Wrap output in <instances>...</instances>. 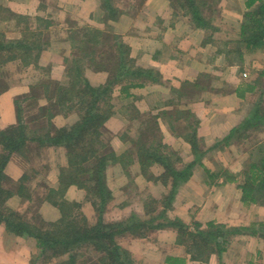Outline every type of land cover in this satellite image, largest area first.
I'll use <instances>...</instances> for the list:
<instances>
[{
  "label": "crops",
  "instance_id": "0c3cea01",
  "mask_svg": "<svg viewBox=\"0 0 264 264\" xmlns=\"http://www.w3.org/2000/svg\"><path fill=\"white\" fill-rule=\"evenodd\" d=\"M68 1L74 6L82 4L87 10L90 9L91 20H89L92 25L98 26L96 21L101 19L103 21L104 12L98 7L96 0H92L95 3H91V0ZM229 1L216 0V5L213 7L216 8L214 12L210 11L208 16L205 15L206 11L203 12L206 19L210 21L205 28L196 26L186 10L181 9L180 5L176 7L177 3H172L171 0H143L139 11L134 9L133 5L131 6L132 2H126L118 6L120 7L118 8L119 18L108 21L115 31L122 34L135 55L146 56L145 61L141 60L139 65L153 71L156 69L159 72L157 73L161 77L160 81L134 87L130 92L135 95L124 97V101L120 100L121 107L128 104L124 108L120 107L119 113L129 107L132 102L139 111L143 107L146 111L156 110L153 113L158 114L160 128L158 132L163 144L168 147L167 149L179 151V154L182 152V159H178L176 164L180 167L192 165L189 178L178 185L171 206L163 212V219L165 221L178 219L187 225L189 230L194 231H199V229L206 231L209 223L219 224L222 229L229 230L230 227H245L251 224H254L256 228L260 221L264 222V204L242 201V190L239 184L245 178L243 164L245 162H250L248 165L256 163L255 160H242L246 155L247 145L233 141L232 136L239 127L238 125L248 123L255 125L251 127L250 132L264 135L263 82L261 84L263 94L252 91L260 87L259 78L262 79L261 81L264 80V69L258 71V79L253 82L252 86L251 82H244L242 74L246 72L235 76L231 74L232 68L227 71V67L234 62L233 59L229 60L232 35L235 30L240 35L241 24L244 22L243 8L241 5H236L243 1L233 0L235 7L230 6L234 3ZM18 5V3L15 4L16 10L22 11ZM233 8L235 10H232ZM217 12H220V15H216ZM215 18L222 22L231 19L233 24L225 29L223 24H216ZM243 54L244 60L249 59V62H252L251 65L257 67L261 62L263 64H260L258 68H264V59H262L264 51L261 49L248 51L245 48L240 60ZM246 67L244 65L242 70ZM205 69L209 70L204 71ZM216 71L219 74H216ZM206 77L209 81L211 79L215 81L213 80L210 86L203 87L201 83ZM95 78L100 79L99 74H96ZM89 79L91 83L99 84L91 76ZM181 83L182 85L197 83L200 91L199 95L192 96L193 101L190 104V112L197 119V130L194 133L201 153L197 158L192 155L190 144L181 137L179 128L174 126V124L181 127L189 126L186 122L187 116L178 117V112L182 111L181 106L172 103L174 94L171 90H176ZM217 85L223 88L221 92L217 90ZM190 100V97L183 99L184 103ZM171 109L173 111L176 109L175 116L168 115ZM116 114L120 116L118 110ZM258 114H263V116L257 117ZM251 118H258V120L254 122ZM114 120L120 122L118 118ZM122 129L118 128L115 131H122ZM263 141L259 142L256 148L262 154L260 164L264 162ZM111 142L114 147L121 143V151L114 150L116 153H122L127 147V143L123 144L124 142L116 135L112 137ZM44 151L47 152V156L54 154L53 164L49 166L50 156L47 162L41 156V152L36 157V159H41L38 162V170L41 180H51L52 187H54L59 183V167H68L66 148L61 145H45ZM259 160L256 159V162ZM133 161L128 165L127 170L128 168L129 170L138 169L137 160ZM111 168L114 171L112 179L120 180L125 176L120 162L116 161ZM147 168L151 170L156 168L158 172L163 170L158 163H153ZM26 189L28 190L27 187ZM39 189L42 191L45 188L40 186ZM64 196L72 204L78 205L79 211L75 208L77 213L85 216L90 222L96 220V210L91 201L86 198V192L83 189L72 184L66 188ZM54 204L47 197L41 199L37 212L42 219L55 221L60 217L59 209ZM162 210L163 207L161 212ZM27 212V209L22 212L24 220L33 225L32 214L27 216ZM167 216L169 219L166 220ZM148 230L151 231L144 236L126 232L116 237L117 244L129 253L132 264H168L166 263L168 258L171 259V264H264V225L255 233H251L248 228L234 235L229 234L225 236L226 239L224 237L215 239L212 242L215 244L213 251H210L203 259L191 257L187 248L190 241L187 238H182V241L178 240L177 231L174 228L163 224L159 228ZM37 250L34 239L8 233L0 224V264H66L68 261L67 254L41 256L39 253L41 258H45L39 262V258L33 256Z\"/></svg>",
  "mask_w": 264,
  "mask_h": 264
},
{
  "label": "rangeland",
  "instance_id": "374dc122",
  "mask_svg": "<svg viewBox=\"0 0 264 264\" xmlns=\"http://www.w3.org/2000/svg\"><path fill=\"white\" fill-rule=\"evenodd\" d=\"M101 1L109 3L112 7L114 6L117 9L120 8L118 6L124 5L126 4V2H132L130 3L131 6L133 5V8L137 9L138 11L141 10V6L143 3V0H96V3L99 4L98 7L104 12V17L103 21L102 19L96 21L98 23V26H94L92 25V22H90V9L87 10L82 4L74 6L71 2H67V0H0V35L4 38L5 41H12V44L16 43L18 40H23L24 42L30 43L32 45L31 54L33 55L39 52L37 61L32 60L27 64L23 63L22 60L18 58L19 56L17 57V55L13 60L9 59L3 63H0V151L2 150L4 142H6L4 138L5 136H3L2 133H7L6 131H8V129L10 131L15 130L16 132L24 131L26 136V140L22 150L13 152L10 155V158L4 170L7 176V180L4 181V186H6L7 188L11 187L13 189H17L15 195L10 196L6 202L11 207V209L20 213L23 219L25 218L22 215V212L27 209V216L32 214V224L35 225L36 223L37 226H39V224H42L43 228L48 227L47 222H56L59 218H61V213L59 210L60 217L57 220L49 221L45 219V221L44 219H42L41 222L38 223V218L42 217L37 212V208L41 199H43L44 197H47L49 200L57 198V202L60 205L63 204V211L66 216L74 215L76 210L72 207V202H69V200L65 198L64 195L66 190L60 188V183H57V186L52 187L53 183L51 180H41L40 171L38 170V162H40L41 159H36V157H38L42 152L41 156H43L44 159L48 162V158L50 156L51 162H49V166H51L53 164L52 161L54 159V154L47 156V152L44 151L45 145H50L48 143V140H46L47 136L54 134L56 128L72 125L75 121H77L79 115L76 106H74L76 108L73 109L66 108V114H64V111L63 113L61 111H57L55 109V99L53 97L54 95H52V99H48L45 96V86H48L49 90L52 92L54 88L56 89L57 85H67L70 78L69 75H67L69 65H66L64 59H71L74 55V52L76 51V47L73 46L75 43L74 39L75 41L78 40V38L82 36L83 32H87L90 35L92 28L100 30L102 32V36L99 37L101 39V44H97L96 41L91 44V46L97 52L101 51V54L108 57L109 55H115L119 50L123 51L121 53L122 58H119L117 62V66L120 72H124L127 68H143L139 64L142 61H145L146 56L142 55L140 57V54L139 56L135 55V53H133L130 49L129 45L125 42L122 34L115 31L114 28H112V26L109 24L108 21H114L116 19H110L109 16L111 13H108L107 9H104L100 6ZM209 1L212 3V7L216 5V0ZM242 1L243 2L236 3V5H241L244 12L254 7H247V0ZM199 2H201V0H199ZM229 2L234 3V5L230 6L235 7V2L233 0H230ZM13 3H18V7L22 9V11L16 10L15 4L13 5ZM91 3H95V1L93 2L91 0ZM177 3L178 4L176 5V7L179 6V2ZM254 4H257V2H255ZM11 7L14 9H12ZM181 9L186 10L187 8L185 7ZM203 10L204 12L206 11V16L210 14V11L202 9V11ZM219 10L221 12V9ZM232 10L235 9L233 8ZM220 12H217L216 15H220ZM215 22L218 25L223 24L225 29L229 25L233 24L231 23V19H229L227 22H222L219 19H216ZM86 27H90V29L85 30ZM112 35H117V40L120 43H115L114 39L111 38ZM232 38V41H230L231 55L229 60L233 59L234 62L232 61L233 64L227 67V71L232 68L231 74H234L235 76L241 75L243 72H246L242 74L244 75L242 76L244 78V82L249 81L251 82L250 85L252 86L253 82L258 79V71L264 69L263 67L258 68V66L263 63L259 61L260 64H258L257 67L251 65L252 62H249V59L244 60V54L242 55V60H240V54L244 52L245 47L242 43H239V33H237L236 30L232 35ZM88 50L93 49L86 48L85 51ZM99 58H101L103 63L110 65V63L106 62L103 56ZM112 59L115 60L114 56H112ZM262 59H264V57ZM103 63L98 62V67H96V69L86 66V64L85 68H83V76L93 86L97 84L91 83L89 76H91L92 79L97 80L99 82V85H105L106 81H110V74L114 70L107 69V65ZM254 63H256V61ZM244 65L247 67L242 70ZM111 66L117 67L115 63H112ZM148 70H150L148 76L150 78H153V80H149L148 77H145V79L148 80H145L143 77H139L137 79V82H142V85H146L145 83L148 82L154 83L156 81H160L161 77H159L158 70ZM207 70L209 69H205L204 71ZM215 73L219 74L218 71H216ZM96 74H99L100 79L95 78ZM70 75L74 76L73 72H70ZM128 80L129 78L123 77L119 80V82L116 81L115 83H112L111 98L109 99V101L108 99L106 101H102L101 105L99 106V112L101 115H109L99 128V131L101 133L100 138H102V140H105L108 145L112 146L113 151L115 150L116 152L121 151V143L115 147L112 145L111 139L112 137L114 138L115 135L120 137L122 142H124L123 144L127 143L126 148H128V144L132 145V143L127 139L129 137L135 140H141V142H139L140 144H158L161 146L165 145L163 144L162 137L158 132L160 131L158 125L159 121L157 119L158 114L153 113V111L155 112L156 110L146 111L143 107L139 111L135 107L134 102H132L129 107L125 108L124 111L120 109L122 112L119 113V108L122 105L121 101H124V97H131L135 95L133 92H130L134 87H131L128 93L123 90V86L124 84H128ZM213 80L214 79H211L209 81L208 77H206L204 82L201 83V86L208 87L210 86V83H213ZM261 80L262 79L259 78L260 87L258 88V90H252L253 92L263 94V88L261 87V84L263 82L262 86L264 87V80ZM43 84H45L44 88L42 86ZM217 86V90L221 92L223 88L221 89L220 85ZM178 88H176V90H171L174 94V98H172L173 102H171L175 105L181 106L182 111L178 112V117L183 118L187 116L186 122H188L189 126L181 127L177 124H174V126H177V128H179L181 137L185 139L186 136L190 137L192 134H195L194 131L197 130V119L193 115V113L190 112V104L193 101L192 96H194L195 94L199 95L200 91L197 88V83H184L183 85L181 83ZM244 88L246 87L244 86ZM189 97L191 98V100L184 103L183 99ZM127 104L123 105L121 108H124V106H127ZM42 106H44V108ZM47 109H50L49 113H57L47 114ZM116 110H118V114L120 116L116 114ZM175 110L176 109H174L173 111V109H171L168 112V115L172 114V116H175ZM188 113L190 114V116L188 115ZM262 116L263 114L257 115V117ZM115 118H118L120 122L115 121ZM122 120L123 122L121 123ZM253 120L255 122L256 120H258V118H254ZM238 126L239 127L236 128V131L232 134V136L233 141H236L240 144L246 143L245 145H247L246 155H244V159L242 160H255V163L258 164L257 166H261L262 163L260 164V161L262 159V154L258 152L256 148L258 143H262V140H264V135H258L257 133L253 134V132H250L251 127H255L254 124L248 123L242 126ZM118 128H123L122 131L120 130L122 134L120 131H115ZM124 131L127 132L126 135L128 137L125 136L126 138L123 136ZM91 138L96 141L97 135L95 133L91 134ZM75 142L77 153H79V148L84 146L85 143L82 139L76 140ZM92 143L94 142L92 141ZM242 146V148H244V144H242ZM250 150H253V152L251 153ZM190 151L192 152L191 148ZM165 152L170 155V158L172 156L171 162L173 163V168H182L180 167V165L178 166V164H176V161L178 162V159H182V152H180L179 154V151H173L170 148L166 150V148H164V153ZM116 154L119 155L120 153ZM192 155L195 158L193 152ZM256 159L260 160L256 162ZM246 163L247 162H245V164ZM249 163L250 162H248L246 165L243 164V171L249 169ZM111 166L112 163H109L108 160L105 170L106 187L108 188V190H110L112 197L114 195L117 196H114L113 199H111L107 203L106 208L103 212V218L107 220L106 222L114 220L129 222V216L135 215V218L139 217L143 221H145L144 224H152L150 220L153 216L161 213L162 204H158L156 208L155 204H152L148 207L144 206V204L140 201L141 199L138 200V198H142L145 203L148 196H152V198L155 199H160L168 195L170 190V183L164 184L162 183L161 178H159V176H161L162 172L164 171V168L162 167L163 170L158 172V169L156 168H153V170H151L150 168H143L141 170L138 165V169L133 168L129 170L128 168V170L124 173L126 177L124 176L120 180H114L112 179L114 171ZM62 168L65 167H59L58 169V172H60L61 174L63 173ZM256 174H259L258 168H255V175ZM20 177H22L23 180L21 182H18ZM155 177L157 179H155ZM18 185H25L28 190L25 192V189L22 186ZM40 186L41 188L45 189H42L41 191L39 189ZM55 195L57 196L55 197ZM63 202H65V204ZM139 211L141 212L139 213ZM67 218L69 219L70 217ZM165 219L167 220L169 219V217L167 216L165 217ZM160 220L164 221L163 218H156L155 221L161 222ZM174 229L176 230V228ZM200 230L203 229H199V231ZM148 231L151 230L147 229L145 234ZM136 234L142 235L140 232H136ZM121 235L123 234H119L116 237ZM71 252V254H74V256L76 253H78L77 264L79 260H81V258L83 259L85 256L87 258L86 262L83 263L81 261L82 263L80 264H90V261L94 262L93 260H96V255H93L95 251H92L91 249L85 250V248H80L75 249ZM39 253L40 252H38L37 250V252L34 253L33 256L39 258V262L41 260H45V258L40 257V255L43 256V254L40 253L39 255Z\"/></svg>",
  "mask_w": 264,
  "mask_h": 264
},
{
  "label": "trees",
  "instance_id": "16d2710c",
  "mask_svg": "<svg viewBox=\"0 0 264 264\" xmlns=\"http://www.w3.org/2000/svg\"><path fill=\"white\" fill-rule=\"evenodd\" d=\"M247 1V7H254L245 11L243 14L245 20L241 24L239 43H242L248 51L257 49L264 51V0ZM171 2H179L182 8L186 7V12L190 15L191 20L200 28L207 27L210 22L203 15L204 10L202 11V9L211 12L215 11V8L211 6L212 3L209 0H201V2H199V0H171ZM255 2H257V4H254ZM100 6L107 9L108 13H111L109 16L110 19H117L120 15V11L112 7L109 3L101 1ZM87 29H90V27H86L85 30ZM100 36H102V32L92 28L90 35L87 32H83L78 40L75 41L74 39L75 43L73 46L76 47V51L71 59H64L66 65H69L67 75H69L70 78L67 85H57L56 89L54 88L52 92L49 90L48 86H45V84L42 85L43 88L45 86L44 92L48 99H52V95H54L55 109L57 111H61L62 113L64 111V114H66V108L73 109L77 107L76 109H78L79 115L77 121L70 126L56 128L55 133L53 132L54 134L47 136L46 140H48L50 145H63L66 148L68 167L62 168L63 173H59L58 181L60 183V188L66 190L68 186L74 184L86 191V198L91 201L96 210V220L90 222L85 216L77 213V211L75 215L66 216L63 211V204L60 205L57 202V198L50 200L57 205L61 213V218L56 222H47V228H43L42 224H39V226H37V224L30 225L28 221L23 219L20 213L11 209L6 201L10 196L15 195L17 189L4 186V181L7 180L4 170L10 155L13 152L22 150L26 136L24 131L16 132L15 130L10 131L8 129V131H6L7 133L1 132L3 136H5L6 142H4L2 150L0 151V224L4 227L5 231L8 233L11 232L14 235L27 236L34 239L38 250H40V253L43 255L64 256L67 254L68 261L66 264H76L78 253L74 256V254H71V251L80 248L95 251L93 255H96V260L94 259V262L90 261V264H132L129 253L122 249L116 242L115 238L119 234H124L126 232L136 234V232H140L144 236L146 235L145 232L147 229L159 228L161 225L165 224L167 227L176 228L178 240L182 241V238L185 239L188 236L187 240L190 241V244H188L187 248L191 257L203 259L210 251H213L215 244L212 242H214L215 239L219 237L225 238V236L229 234L234 235L243 230L246 231L248 228L251 233H255L260 227L263 228L264 222L261 221L256 228L254 224H251L245 227H230L229 230L222 229V226L219 224L209 223L207 224L208 228L206 231L189 230L188 226L178 219L155 222L156 218H163V212L171 206V201L173 200L178 185L189 178V171L192 165L188 164L179 169L173 168V163L171 162L172 156L170 158L168 153H164V148H166V150L168 148L166 145L140 144L139 142H141V140H135L129 137L127 139L132 145L128 144V148L117 155L111 146L100 138L101 133L99 128L109 115H101L99 106L102 101H106L107 99L109 101L111 98L112 83L116 81L119 82L123 77L129 78L128 84H124L123 86V90L128 93L131 87H139L142 85V82H137L139 77H143L144 79L148 77L149 80H153V78L148 76L150 70L141 67L133 69L127 68L124 72H120L117 62L119 58H122L121 53L123 51L116 50V54L109 55L110 57L104 56L101 54V51L97 52L91 44L95 41L97 44H101ZM111 38L114 39L115 43H120L117 40V35H112ZM31 48L32 45L28 42L18 40L16 43L12 44V41H5L0 35V63L9 59L13 60L16 55L26 64L32 60L37 61L39 52L33 55L31 54ZM86 48L93 50L85 51ZM102 56L110 65L102 62L101 58H99ZM112 56H114L115 60L112 59ZM98 62L107 65V69H113L114 71L109 77L111 82L106 81L105 85L97 84L93 86L83 76L82 72L83 68H85V64L86 66L96 69V67H98ZM112 63H115L117 67L111 66ZM70 72H73L74 76H71ZM42 107L44 108V106ZM47 111V114L57 113H49L50 109H47ZM251 119L253 120V118ZM94 133L97 135L96 141L91 138V134ZM126 133L127 132L124 131V137H128ZM79 139H82L85 145L79 148L80 152L77 153L75 141ZM185 139L190 144L195 157H199L201 153L199 152L196 140H194L195 134H192L190 137L186 136ZM92 141L94 143H92ZM134 159L137 160L141 170L149 167L153 163H158L164 168L159 178H161L164 184L170 182L171 186L168 195L160 199L148 196L147 198L152 199L146 198L145 203L144 200L139 197L144 206L149 207L155 204L156 208L157 205L161 203L163 210L160 214L152 217L150 220L152 224L150 225L144 224L145 221L139 217L135 218V215L129 216V222L121 220L106 222L107 220L103 218V212L107 203L113 199L110 190L106 187L105 170L107 162L108 160L109 163L111 162L112 164L116 161L120 162L124 172H126L128 165L132 164ZM255 168H258L259 174L255 175ZM263 171L264 162L259 167L255 164H250L249 169L244 171L245 178L239 184L242 190V201L264 204ZM155 179L157 178L155 177ZM22 180V177H20L18 182ZM18 186H22L25 188V192L27 191L25 185ZM56 196L57 195H55V197ZM63 203L65 204V202ZM72 207L79 211L77 204H73ZM67 217L70 218L68 219ZM41 220L42 218H38V223H40ZM86 260L87 258L85 256L83 259L81 258V260H79L78 264L84 263ZM170 261L171 259L168 258L166 263L169 264Z\"/></svg>",
  "mask_w": 264,
  "mask_h": 264
}]
</instances>
